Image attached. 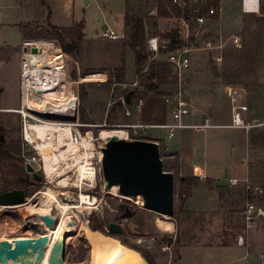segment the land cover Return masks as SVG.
<instances>
[{
  "label": "rangeland",
  "instance_id": "374dc122",
  "mask_svg": "<svg viewBox=\"0 0 264 264\" xmlns=\"http://www.w3.org/2000/svg\"><path fill=\"white\" fill-rule=\"evenodd\" d=\"M47 1L52 7L54 13L53 20L56 23H66L65 21H68L65 20L66 18H76L77 20L84 18L86 28L85 37L81 42L79 52L74 56L65 53L68 59H70L66 70L68 80L72 82V93L79 96V119L72 121L73 113L67 110L59 118L61 120L54 117L46 118L40 115L39 117L51 122L70 123L71 121L73 123L75 139L76 137L80 138L81 134L85 135L89 131L95 138V156L93 162L98 169L94 186L92 187L91 184L86 185L84 190V192L97 197V205L94 204L93 209H85L83 212L76 211L78 213L75 212L72 215L74 229L68 233L67 264H90L94 262L95 255H92L91 246L83 232V226L89 225L93 229H100L108 233L111 221L119 222L124 230L123 233L115 236L124 240L129 246L136 247V249L143 252L148 256L151 264H181L183 257L182 246L187 243H198L201 225L199 215H194L193 217L188 214L182 218V215L179 216L178 214L180 198L177 188L180 176L174 174L175 214L173 217L163 216L146 208L144 206L145 200L141 195L125 197L121 194H114L112 188L106 189L107 183L102 169L100 170L99 168V156L97 153V151L102 150L100 148L102 145H106V142L104 143L103 140H99L102 129L125 128L128 130L127 127H124L125 125L142 124L135 118L138 112L135 110L136 97L139 96L137 93L159 94V92H153L148 88V84L154 82L150 68L147 66L142 73V77L139 78L135 64V51L130 46L125 51L123 48L129 37L132 23L138 20L144 21L149 19L152 13L155 14L153 18H157V0H127L126 21H128V26L125 25V27L124 6L126 0H90V3H87L86 0ZM209 3L210 0L204 3H198L197 1L192 7L196 8L202 5L203 10H205V8H208ZM46 9L48 10V6L40 7L38 0H0V45L2 43L1 38H5L11 44H15L18 50L14 58H10L11 51L7 47L0 54V141L3 142V147L9 153L8 158L0 161V192L22 187L27 193V198H29L38 195L39 191L53 186L63 191L61 199L66 201L69 197L73 199L78 197L79 190L77 188L65 189L54 182L49 183L43 168L42 157L25 139L26 131L24 129L26 128L24 124L26 122L34 124L38 121L30 117L24 118L23 114L17 111L20 108V104L10 110L5 108L14 105L20 99L21 65L19 57L21 46L19 47V44L21 43V36L16 27L10 24L3 26V24L12 23L19 19H24L25 21L33 20V16L36 17L37 15L41 19L44 13L49 12ZM188 21L190 29L184 33L182 32V28L179 27V22L163 20V32L160 34V39L163 40V36L168 34L172 29L179 28L181 38L187 41V45L191 48V68L195 66L201 67L202 63L206 62L215 83L218 82V79L222 83L230 81V83H236L239 86L249 87L254 93L261 89L258 81V68L261 63H264V20L256 17L248 20L252 27H250L249 32L246 29L242 31L243 46L240 48L232 44L233 31L222 33V31L216 29L215 23L199 26L193 14ZM107 27L119 33H124L125 38L120 40L103 38L102 32ZM209 37L216 40L222 37L223 41L226 42L223 51V63L221 64L215 59L214 52L202 48L204 41ZM31 41L33 44L31 48L34 51L40 50L43 53L57 50L62 51L61 45L56 40L32 39ZM144 51L146 53L149 52L146 45ZM3 54L4 56L8 54L9 57L3 59ZM168 54V52L161 51L159 55L160 59L158 60H166ZM119 65L124 66L126 69V78L130 83L128 86L125 83H118L116 79L111 78L112 74H118L117 69H113V67ZM99 71H104L107 74L108 79H105V82L81 81L82 76ZM188 72L185 71L182 75L183 83L181 87L183 89L185 87L184 76ZM216 72H218V75L221 74V78L217 77ZM135 81L138 84L134 87L132 84ZM82 88L87 93L84 100L81 98ZM178 88L161 86L163 93L161 92L160 94L167 95L170 90H177ZM132 89L137 90V96L135 95L131 103H127L126 95ZM69 97L72 103L76 104L70 95ZM158 98L166 104L164 95ZM127 111H130L131 114L128 115ZM82 112L84 113V118L81 115ZM78 121L90 125L79 127L76 124ZM133 132L134 130L130 129L128 139L136 137L151 139L149 135H145L144 131L139 130L138 134ZM165 156L164 150L161 148L164 170L169 171L168 169L172 167V164L167 162ZM27 164H31L33 168L40 169L43 172L44 180L42 182L34 183L32 174L27 170ZM69 174L74 175L75 173L72 171ZM75 193L76 196H74ZM38 198L28 200V205H36ZM255 203L257 204L256 201ZM28 205L0 210V241L18 237H39L46 232L47 226L42 216L30 214ZM124 206H128L132 211L130 216H123L125 212ZM52 213L57 215L55 210H52ZM157 220L173 222L174 229L170 232L161 230L156 225ZM191 254L187 256L189 257L187 264H200V253L195 250Z\"/></svg>",
  "mask_w": 264,
  "mask_h": 264
},
{
  "label": "crops",
  "instance_id": "0c3cea01",
  "mask_svg": "<svg viewBox=\"0 0 264 264\" xmlns=\"http://www.w3.org/2000/svg\"><path fill=\"white\" fill-rule=\"evenodd\" d=\"M189 1L191 6H194L197 1L204 3L209 0ZM210 1L219 3V12L205 26L215 23L216 29L222 33L233 31L234 35H239L242 38V46V31L246 29L249 32L252 27L248 20L254 17L264 20V0H256L257 4L255 5L252 4V0H248V7L254 6V11L245 10L243 0ZM86 2L90 3V0H86ZM38 3L42 8L47 5L49 10L48 12L46 9L48 13H44L41 19L37 15L33 16V20L19 19L3 24V26L10 24L16 27L21 36L19 47L25 41L30 40L25 38L22 25L28 24L32 28L47 27L49 24L70 27L84 22V18L81 20L66 18L65 20H68L65 21L66 23L59 22L58 24L53 20L54 13L48 1L38 0ZM126 5L127 0L124 6V27ZM151 15L149 19L144 20L147 38L158 37L160 39V34L163 32V20L179 22V27L184 33L190 29L189 21L183 17L162 18L156 13L157 18H153L155 14ZM1 39L0 54L7 47L11 51L10 58H14L18 53L15 44H11L5 38ZM160 41L162 43L169 42L165 38ZM127 47L129 45L126 42L123 47L124 51ZM159 55L156 59H160ZM5 57L8 58L9 55L4 56L3 54V59ZM221 63L223 61L219 64ZM122 65L114 66L113 69L124 68ZM187 71L189 72L184 76L183 92L190 108V114L184 117V123L186 125L200 124L209 119L215 126L206 129H195L188 126L177 128L171 138L168 137V129L151 127L147 130V135L151 137L150 140L160 144L167 162L172 164L169 171L180 177L197 176L202 179L200 185L192 188L191 196L185 203V213L182 214V218L188 214L193 217L199 215L201 227L198 243H187L182 246L181 264H187L189 258L187 256L192 255L191 253L195 250L200 253V264H264V216H259L253 226L247 228L243 215L244 208L251 199L264 209V199H261L260 195L252 197L246 191L247 183L264 189V63H261L258 68V81L261 89L255 93L249 87L239 86L236 83H230V81L222 83L218 79V82L215 83L206 62H203L201 67L191 68L190 66ZM216 73L217 77L221 78V74ZM86 78L88 81L105 82L107 74L104 71H99L86 75ZM125 85H130L127 78ZM231 90L235 92L234 96L237 98L235 102L230 97ZM173 91L175 90H170L167 95L148 94L135 116L136 120L142 124L150 125L173 123L172 109L175 102L166 100ZM161 95L165 96L166 104L159 100L158 97ZM19 104L20 99L14 105L5 108L10 110ZM235 105L247 106L246 110L240 111L241 118L244 122L253 124L252 126L233 125ZM232 179H238V183L233 185L230 182ZM241 236L243 242L239 241Z\"/></svg>",
  "mask_w": 264,
  "mask_h": 264
},
{
  "label": "bare ground",
  "instance_id": "6f19581e",
  "mask_svg": "<svg viewBox=\"0 0 264 264\" xmlns=\"http://www.w3.org/2000/svg\"><path fill=\"white\" fill-rule=\"evenodd\" d=\"M40 54V58H38L39 55H37V59L33 61L35 62V60H38L36 64L39 63L41 66L40 69L45 70L44 66L48 63L52 64V61H50V56L46 53L41 52ZM29 62L26 60L25 63L24 75L26 81L22 103L25 106L29 105L36 113L35 115H38L37 117L39 119L32 116L38 122L34 124L27 122L25 139L42 157L43 168L49 183L54 182L65 189L77 188L79 192L77 194L78 197H76L77 199L69 197L65 201L61 199L63 191L59 190V188L49 186L39 191L38 195L28 198V200H32L40 196L37 199L38 202L36 201V205H28V202L19 205H0V210L28 205L30 214H36L42 217L43 215H49L56 220V225L53 228L46 227L49 241L42 257H40L39 254H35L33 249L30 248L28 252L20 254L18 259L6 258V256L0 258V264H50V253L55 241L74 229L72 215L75 214L76 211L83 212L85 209H93L94 204L97 202L96 196L84 192L85 186L89 184L94 186L97 178L98 169L93 165L95 138L88 131L85 135L81 134L79 136L80 138L76 140L74 138L73 123H71V121L70 123L53 121V123L39 117L40 115L46 118L54 117L59 119L67 110L73 113L72 121L77 120L76 104L72 103L69 95L64 97L66 93H64L63 90L64 88L66 89L67 86H63L62 89H60V93L62 94L61 97L59 92L48 91L51 89L53 83L50 84L48 77L46 78L44 74H40V69H37V66L32 67ZM33 69H35V71ZM58 77L59 80L64 81L65 77L62 69H59ZM64 85H66V80ZM34 86L38 94H33ZM30 94L32 96H30ZM50 104L52 105L50 106ZM24 115L28 117L26 111H24ZM111 138H128V130L125 128L102 129L99 140H103L105 143ZM103 147L102 145L100 148ZM97 153L102 160L104 155L103 151L100 150L97 151ZM72 171L75 173L74 175L69 174ZM112 192L120 195L117 186L112 187ZM74 196H76V193ZM52 210H55L57 215H54ZM156 225L163 231L170 232L174 229L173 222L167 220H157ZM15 239L17 238L7 240L14 245ZM2 241H0V243ZM91 251L92 255H95V259L94 262L90 264H121L115 253L109 252L108 249L100 245H96Z\"/></svg>",
  "mask_w": 264,
  "mask_h": 264
},
{
  "label": "water",
  "instance_id": "95a60500",
  "mask_svg": "<svg viewBox=\"0 0 264 264\" xmlns=\"http://www.w3.org/2000/svg\"><path fill=\"white\" fill-rule=\"evenodd\" d=\"M134 91L135 89H132L127 93V103H131ZM102 151L104 154L102 171L107 183L106 189L117 186L119 194L125 197L141 195L145 200L146 208L163 216L173 217L175 175L172 171L164 170L159 143L149 139L111 138ZM27 169L34 171L31 164H27ZM26 194L22 187L0 192V205L27 203ZM131 212L127 206L123 216H130ZM42 218L47 227L56 225V220L52 216L43 215ZM123 231L122 225L116 221L109 223L108 233L93 229L89 225L83 226V232L91 250L96 245H100L109 252L115 253L121 264H151L148 256L124 244L119 237L115 236ZM67 238L68 234H64L55 241L50 253V264H67ZM14 241V245L8 240L0 243V258L6 256V258L18 259L20 254L28 252L30 248L42 257L49 236L45 232L39 237H18Z\"/></svg>",
  "mask_w": 264,
  "mask_h": 264
},
{
  "label": "built area",
  "instance_id": "2783aa9c",
  "mask_svg": "<svg viewBox=\"0 0 264 264\" xmlns=\"http://www.w3.org/2000/svg\"><path fill=\"white\" fill-rule=\"evenodd\" d=\"M175 3L180 4L181 6L186 5L185 0H174ZM252 4H257L256 0H252ZM249 2L248 0H243V8L248 11H254L255 7L253 6L252 8L248 7ZM205 11V12H204ZM203 11V7H196L193 10V13L195 15V21L199 26H204L206 23L210 22L216 15H218L219 9H217L214 6L208 7ZM102 37L103 38H109L112 40H120L125 38L124 33H119L116 30L107 27L104 32H102ZM232 44L236 47H242V38L239 35H232ZM202 46L203 49L208 50L210 52L215 53V59L220 63L223 61V51L226 45V42L223 41V38L220 37L219 39H213L211 37L207 38ZM168 43H162L158 37H149L147 40V49L149 52L153 53L152 59H156L157 56L161 52V48H166ZM33 46L31 39L27 40L22 44L21 46V52H20V65H21V70H20V108L17 109L18 112L23 114V117L27 119L26 115H24V111L28 113V117L34 119L33 117H36L39 119L36 114L29 105H24L22 103V98L25 92V75H24V70H25V63L26 60H30L31 66H37V69H40L41 66L39 63L36 64L38 60L33 61L34 57L37 59V55H39L38 58H40V53L43 51L37 50L34 51L31 47ZM190 51L191 48L189 46L185 47H178L175 50L169 51L168 58L166 59L172 68L173 74L177 75L180 79V85L179 88L175 91H173L169 96H167L166 100L167 102H175V105L173 106L172 109V116L174 119V122L171 124H163V125H150V124H129V125H120L128 128V138L130 136V129H133L135 134H138L139 130L144 131L145 135L147 134V130H149L151 127H159V128H165L169 130V135L168 137L171 138L175 134V130L177 128H182V127H193L195 129H206L215 126L209 119L204 120V122L200 124H191V125H186L183 121L184 117L190 114V108L187 103V101L184 98V92L183 88L181 87V78L183 75V72H185L187 69L190 68L191 66V56H190ZM47 53V55L50 56V61H52V64L48 63L46 64L45 70L40 69V74H44V77H48L50 84L53 83L50 92H59V95L61 97L60 89H62L63 86H67V88L63 90L64 96L70 95L73 99V101L76 102V112H77V120L79 119V96L76 94L72 93V82L68 80L67 76V70L66 67L70 63V59L66 56L65 52L62 50H57L53 52H44ZM59 69H62L64 71V81L59 80ZM35 71V69H33ZM44 71V73H43ZM66 80V85H64ZM35 83V82H34ZM33 83V84H34ZM138 84L137 81L133 82V86L135 87ZM37 85V84H36ZM38 94V91L35 90V86L33 87V94ZM234 91L231 90L230 92V97L233 102L237 101V98L234 96ZM138 95V93H137ZM136 95V96H137ZM30 96H32L30 94ZM136 103H135V110L139 111L140 107L144 103V99L141 97H136ZM52 104H50L51 106ZM234 113H233V125L235 126H246L250 127L253 124L250 122H244V120L241 118V110H246L247 106L245 105H235L234 106ZM34 113V114H32ZM127 114L130 115L131 112L127 111ZM33 116V117H32ZM36 120V119H35ZM77 126L79 127H85L90 124H85V123H80L79 121L76 123ZM25 128L27 125V122L24 124ZM25 130V129H24ZM127 138V139H128ZM134 139H145V138H134ZM76 140L78 138L76 137ZM133 140V139H132ZM27 141V140H26ZM94 159V158H93ZM99 168L100 170L102 169V160L99 158ZM94 165V162H93ZM95 166V165H94ZM230 182L235 185L238 183V179H232ZM93 187V186H92ZM246 191L253 197L256 195H261L263 194L264 189L260 186L253 185V184H246ZM248 201L244 211L243 215L246 221V227L251 228L257 218L259 216H264V209L261 206H258L254 201ZM243 242V237H239V241Z\"/></svg>",
  "mask_w": 264,
  "mask_h": 264
},
{
  "label": "trees",
  "instance_id": "16d2710c",
  "mask_svg": "<svg viewBox=\"0 0 264 264\" xmlns=\"http://www.w3.org/2000/svg\"><path fill=\"white\" fill-rule=\"evenodd\" d=\"M186 5L181 6L178 3H175L174 0H157V15L159 17H183L186 20H189L193 13L194 7L191 6L189 0H185ZM45 3V2H44ZM209 7L214 6L218 9L219 3L217 1H210L208 4ZM204 11V10H203ZM195 17V15H194ZM125 25L128 26V21L125 22ZM22 31L26 39H51L56 40L61 45L62 50L74 56L79 52L80 44L85 37V24L80 22L70 27H58L52 24H49L47 27H30V25H22ZM165 39L169 40L166 48H161L162 52H169L175 50L178 47L188 46V42L181 38L178 29H172L168 34L163 36ZM147 30L143 20L135 21L130 26L129 37L127 39V44L135 51V64L137 68L138 77H142L144 69L148 66L151 71V76L154 79V82L148 84V88L153 92L161 93V86H173L178 88L180 79L177 75L173 74L170 63L167 60H158L152 59L153 53L145 52V45L147 42ZM117 75H111V78L116 79L118 83H126V72L124 68L117 70ZM98 79V78H96ZM95 79V80H96ZM108 79V78H107ZM82 81H88L86 76H83ZM137 90L132 94L131 99L135 97ZM163 93V92H162ZM86 91L82 88L81 98L84 100L86 97ZM138 97L146 99L147 93L140 92ZM81 115L84 118V113ZM149 139L150 138H145ZM3 142L0 141V161L5 160L9 157V153L3 147ZM164 165V164H163ZM202 179L197 176H186L180 177L178 183V194L180 198V208L179 216L185 213L184 204L186 200L191 196V191L194 186L200 185ZM261 199H264V191L260 196ZM136 248V247H134ZM139 250V249H138Z\"/></svg>",
  "mask_w": 264,
  "mask_h": 264
},
{
  "label": "flooded vegetation",
  "instance_id": "af4514ba",
  "mask_svg": "<svg viewBox=\"0 0 264 264\" xmlns=\"http://www.w3.org/2000/svg\"><path fill=\"white\" fill-rule=\"evenodd\" d=\"M28 170V169H27ZM29 173L32 174V177H33V181L34 183H40L44 180V174L42 171H40V169H36L34 168V171H28ZM13 189H16V188H12V189H9V190H13ZM8 190V191H9ZM3 192V191H2ZM126 207L127 206H124V211L126 210ZM122 240V239H121ZM124 244L128 245L124 240H122ZM129 246V245H128ZM143 253V252H142ZM144 254V253H143ZM145 255V254H144Z\"/></svg>",
  "mask_w": 264,
  "mask_h": 264
}]
</instances>
